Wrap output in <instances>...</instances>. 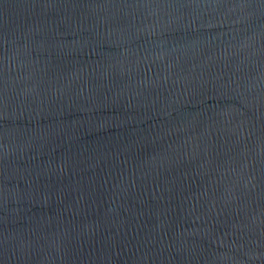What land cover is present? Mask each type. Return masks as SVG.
Here are the masks:
<instances>
[{
  "label": "water",
  "instance_id": "water-1",
  "mask_svg": "<svg viewBox=\"0 0 264 264\" xmlns=\"http://www.w3.org/2000/svg\"><path fill=\"white\" fill-rule=\"evenodd\" d=\"M0 264H264V0H0Z\"/></svg>",
  "mask_w": 264,
  "mask_h": 264
}]
</instances>
